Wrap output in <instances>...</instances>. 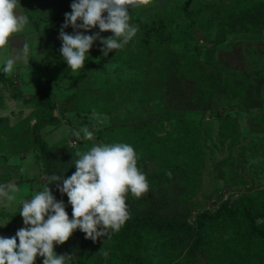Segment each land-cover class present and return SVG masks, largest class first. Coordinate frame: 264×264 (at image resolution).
Wrapping results in <instances>:
<instances>
[{
	"label": "rangeland",
	"instance_id": "374dc122",
	"mask_svg": "<svg viewBox=\"0 0 264 264\" xmlns=\"http://www.w3.org/2000/svg\"><path fill=\"white\" fill-rule=\"evenodd\" d=\"M22 1L59 19L50 26L46 24L48 27L42 25L40 31L46 64L39 71L46 69L54 77L59 72L63 75L53 91L54 97L60 101L61 96L76 92L104 119V123L97 124L93 113L69 111L62 115L57 109L55 114L60 116V122L42 125L41 134L55 150L57 175L68 178L76 171L77 149L85 152L93 145L126 143L134 148L137 167L149 184L148 192L141 197L131 192L126 197L127 206L135 213L153 210L161 220L194 222L200 212H215L224 202L232 206L248 204L254 211L264 209V78L257 75L252 86L241 88L243 81L235 71L221 69L222 78L228 80L229 92L214 91L211 100L205 101L206 85L213 83L208 73L220 69L214 63L220 60L223 51L235 49L238 53L223 57V64L258 70L264 75V47H260L264 46V29L261 33L231 32L221 23L227 20L223 7L233 0H153L148 6L130 8L129 23L138 28L135 37L108 56H103L100 40L94 41L83 69L75 73L62 57L57 27L64 24L65 13L72 11L74 0ZM16 11L26 15L29 22L23 32L10 38L5 50H0L2 72L6 59L15 60L11 48L20 45L21 49L25 44L29 46L25 62L37 64L39 60L34 23L20 0ZM160 18L168 22L172 40L154 38L150 45L143 44L142 28L134 21L152 23ZM63 30L74 33L71 25ZM99 31L97 26L85 34ZM100 35L107 38L112 33ZM194 46L213 55L207 54L204 60L206 53L198 54ZM17 72L13 67L7 75L17 74L20 78ZM43 76L46 75L35 72L36 80L32 83L23 79L20 83L18 79L15 84L29 96L39 92L36 87L39 82L47 84L49 77L37 79ZM179 77L184 79L180 84L184 93L192 95L177 100L173 108L176 96L165 92L169 83ZM192 81L194 86L190 88ZM15 95L9 84L0 83V185L15 183L20 188L17 199L10 205L0 200V236L5 238L13 237L25 227L20 215L22 202L42 191L46 180L45 159L34 147L32 134L34 125L48 111ZM83 127L93 131V139L81 140L73 147L70 140L75 137L71 130ZM21 168L25 169L23 173ZM169 172L171 176L167 175ZM58 201L64 202L71 219L72 206L64 196ZM245 223L244 219H231L211 226L206 244L197 251L191 250L195 235L188 232L143 230V241L138 243L133 235L121 236L120 231L111 229L105 237L93 241L86 239L78 228L68 241L55 245V252L75 254L67 264H264V242L248 241L243 235ZM258 223L264 228L263 218ZM105 251L107 257L103 255ZM42 261L43 257L37 256L35 264Z\"/></svg>",
	"mask_w": 264,
	"mask_h": 264
},
{
	"label": "clouds",
	"instance_id": "9594fccd",
	"mask_svg": "<svg viewBox=\"0 0 264 264\" xmlns=\"http://www.w3.org/2000/svg\"><path fill=\"white\" fill-rule=\"evenodd\" d=\"M152 2L74 0L72 11L65 13V22L59 34L62 40L60 51L68 67L74 73L83 69L96 40H100L103 56L124 48L138 31L137 26L129 23V9L148 6ZM17 7L18 0H0V50H5L10 38L23 32L29 22L26 15L17 14ZM69 25L74 29L73 34L63 30ZM97 26L99 32L85 34ZM106 31L112 35L102 37L100 33ZM23 53L27 57L28 44L24 45ZM14 63L13 58L6 59L3 72L11 73ZM92 118L97 124L104 123V119L95 112ZM71 135L75 137L72 142L75 147L81 140H92L94 133L88 127H83L71 130ZM75 154L79 159L74 162L76 171L70 177L54 174L49 178L50 184L63 181L57 187L61 193L67 194L72 206V218H69L64 202L57 201L46 184L42 191L22 202L20 215L25 227L11 238L0 236V264H35L37 256L43 257L42 264H67L75 254L58 255L55 245L68 241L78 228L86 234V239L93 241L105 237L109 229L119 232L129 219L126 204L128 193L139 198L148 192L147 178L137 167L138 156L129 144L93 145L85 152L77 149ZM20 171L23 173L25 169L21 168ZM167 175L171 176V173ZM19 192L20 188L15 183L0 185V200L10 205ZM103 255L107 257L108 252H103Z\"/></svg>",
	"mask_w": 264,
	"mask_h": 264
},
{
	"label": "trees",
	"instance_id": "16d2710c",
	"mask_svg": "<svg viewBox=\"0 0 264 264\" xmlns=\"http://www.w3.org/2000/svg\"><path fill=\"white\" fill-rule=\"evenodd\" d=\"M22 3L26 12L34 21L39 32L43 29L42 25L47 24L50 26L51 24H55L59 20L56 15H53L44 10L28 7L27 4L23 1ZM223 16H225L227 20L226 22L222 21L221 23H223V25L227 28L231 29V32H237L240 30L252 33H261L264 29V0H233L231 3L226 4L223 7ZM134 22L138 24L140 29L142 28L141 42L147 46L150 45L154 38L155 40H161L164 42H170L173 38V34L167 30L169 29L168 22L165 19L160 18L152 23L140 22L138 20H135ZM212 23H215V20H212ZM61 25L62 23L57 25L59 32L61 31ZM247 42L249 43L250 40H245V43ZM235 45L237 46L239 44ZM185 46H188L187 42L185 43ZM50 47L51 46H48L47 48ZM260 47L262 48L264 46L260 45ZM194 50L200 55H202V53L204 54L205 52L203 48L199 46H194ZM235 52V49L230 51H223L220 54V60L217 63H214L216 64L215 66H218V68L220 67V69L217 71L210 70L211 72L208 73V76L213 81V83H208L206 85L207 99L205 101L208 102L209 100H211V95L214 91L218 92V90H220L221 92H229V88L227 86L228 80L222 78L224 77V74L221 72V69L223 71H235L238 77L243 81L241 83V88L252 86L253 80L259 75L260 79L264 78L263 72L260 73L258 72V70L254 71L251 69H242V67H239L235 64L233 65L228 62H225L223 64L222 58L226 56L225 59H227V56H232V54L238 55V53ZM205 53L206 54L203 56L204 60L207 58V54L213 55L211 51ZM44 59L46 61V56H44ZM57 75L58 77H54L56 76L55 74L51 75L46 80V85H43L39 82L36 86L39 89V92L33 93L29 96L23 94L21 91V87L15 84L18 79L20 83L22 81L21 78H18L17 74L7 75L0 70V83L9 84L12 90H15L16 92L15 97L19 98L23 102L35 103L36 105L47 109L48 115L39 120V122H37L33 127L32 143L34 147L40 151L43 158L45 159V185L48 184L57 201L60 196H64L67 203L71 206V204L68 202L67 194L61 193V191L57 187V184L62 185V182L56 181L52 184H50L49 182V178L52 175L56 174L54 163L55 150L51 145L48 144L47 140L43 137L40 130L44 123L48 125L57 124L58 122H60V116L55 114V110L57 109L62 115H66L65 113L69 111H77L80 113L87 112L91 114L94 113L95 110L93 108H90L88 104H85L83 100L78 98L76 92L68 93L67 96H61L60 101H57V98H55L53 95V91L56 90L59 82H61L63 79L62 73L60 74L59 72V74ZM182 80H184L182 79V77H179L177 80H173L172 83H169L167 91L165 92L166 94H168V96L172 97L173 94L176 96V98L173 100V103L171 104L173 108L175 107L177 100H185L188 94L192 95V93H184L182 86L180 85L182 84ZM193 86L194 83L192 81V83L190 84V88ZM1 104L2 102L0 101V107ZM177 105L179 104L177 103ZM200 106L205 105L200 104ZM200 106L196 108L198 109ZM215 114L219 115L220 112H215ZM110 130L115 131L116 128L110 127ZM71 142L72 140H70V143ZM127 210L129 212V219L122 226L119 235L126 236L131 234L138 241V243H142L143 241L141 236V232L143 230H154L159 233L172 231L178 233L188 232L195 235L191 250L197 251L206 244L209 234V228L211 226H215L231 219H244L246 221L245 226L243 227V230H245L243 235L247 237L248 241L264 242V228L261 226V224L258 223V220L260 218L264 219V209L254 211V209L251 208L248 204H238L232 206L229 202H224L215 212L210 210H204L200 212L194 222L188 220H161L156 217L153 210L149 211L146 214L135 213L129 206H127Z\"/></svg>",
	"mask_w": 264,
	"mask_h": 264
},
{
	"label": "crops",
	"instance_id": "0c3cea01",
	"mask_svg": "<svg viewBox=\"0 0 264 264\" xmlns=\"http://www.w3.org/2000/svg\"><path fill=\"white\" fill-rule=\"evenodd\" d=\"M20 2L23 5V3H22L21 0H20ZM33 23H34V21H33ZM34 27H35L34 28V31L37 33V38H38L37 41H38V47H39V53H38V56H39L38 59L39 60H38V63L37 64H35V63L30 64L28 61L25 62V58L26 57H25V55L23 53V49L19 48L22 45H20V46L18 45L19 47L18 48H15V49L14 48H11V51L13 52L12 55L15 58L14 67L17 68V70H18L17 73L20 75V78L23 79V82L26 81L29 84L32 83L34 80H36V78L33 77V73H35V72L37 74H39V75L40 74L42 75L43 73L46 75V76H43V77H39L37 79H42V78H48V77H50V74H49V71L48 70L46 71V69H44V72H43V70L41 72L39 71L41 69V67H43L44 62L46 64V61H44V56L42 55L43 53H42V49L40 47V40H41L40 32L37 30V27H36L35 23H34ZM20 37H22V36H20ZM16 61H18V62H16ZM30 67H31V70L28 71V69ZM24 73H26V74L24 75Z\"/></svg>",
	"mask_w": 264,
	"mask_h": 264
},
{
	"label": "built area",
	"instance_id": "2783aa9c",
	"mask_svg": "<svg viewBox=\"0 0 264 264\" xmlns=\"http://www.w3.org/2000/svg\"><path fill=\"white\" fill-rule=\"evenodd\" d=\"M73 142V141H72ZM72 142H71V144H72Z\"/></svg>",
	"mask_w": 264,
	"mask_h": 264
}]
</instances>
